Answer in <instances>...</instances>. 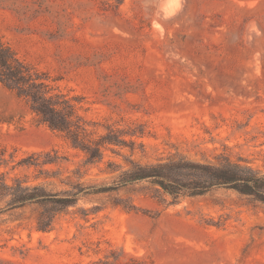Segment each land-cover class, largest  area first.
Returning <instances> with one entry per match:
<instances>
[{
	"label": "rangeland",
	"instance_id": "1",
	"mask_svg": "<svg viewBox=\"0 0 264 264\" xmlns=\"http://www.w3.org/2000/svg\"><path fill=\"white\" fill-rule=\"evenodd\" d=\"M0 37L80 96L99 133L144 130L126 136L134 152L112 145L84 165L0 83V172L57 198L82 190L68 206L1 199L0 264H264V203L232 188L176 201L147 180L100 191L128 159L175 153L264 174V0H0ZM52 149L66 159L20 164ZM45 170L59 177L37 178Z\"/></svg>",
	"mask_w": 264,
	"mask_h": 264
},
{
	"label": "trees",
	"instance_id": "2",
	"mask_svg": "<svg viewBox=\"0 0 264 264\" xmlns=\"http://www.w3.org/2000/svg\"><path fill=\"white\" fill-rule=\"evenodd\" d=\"M48 71L21 58L16 50L0 37V83L23 99L35 114L40 124L58 132L72 147L85 153L84 165L94 164L103 160L105 150L112 145L120 148L129 147L136 150V141L126 136H144V130L136 127H120L118 124H106L105 132L99 133L98 126L92 124L80 112L81 97L71 95L55 83ZM0 118V122H4ZM143 143L140 147L143 149ZM65 157L59 151L32 152L20 164L26 166H43L45 164H60ZM129 168L117 174L115 186L102 188L100 191L119 190L122 186L139 181H150L159 185L164 192L170 194L174 201L186 196L206 194L214 187H228L240 194L264 203V174L254 168L243 158L234 160L230 155L220 154L217 162L193 160L186 155L175 153L161 157L156 162L143 163L128 159ZM115 171V170H112ZM80 168L74 173L81 177ZM45 175H44V174ZM59 177L41 171L37 178ZM81 188L69 192L64 198H57V193L47 190L43 185L26 184V180L15 178L9 183L7 175L0 172V200L9 197L7 204L12 207L28 202L42 201L44 203H62L68 206L75 203ZM3 209L0 208V212ZM47 227V226H46ZM39 229H46L39 225Z\"/></svg>",
	"mask_w": 264,
	"mask_h": 264
},
{
	"label": "bare ground",
	"instance_id": "3",
	"mask_svg": "<svg viewBox=\"0 0 264 264\" xmlns=\"http://www.w3.org/2000/svg\"><path fill=\"white\" fill-rule=\"evenodd\" d=\"M175 2H177V1H175ZM175 2H174V3H175ZM163 3H164V2H163ZM161 4H162V3H161ZM161 4H160V5H161ZM168 4H169V3H168ZM170 4H171V3H170ZM162 5H163V4H162ZM172 5H173V4H172ZM163 6H165V5H163ZM172 7H173V6H172ZM176 7H177V6H176ZM170 9H171V8H170ZM170 9H169V10H170ZM172 10H173V8H172ZM166 11H167V10H166ZM168 12H169V11H168ZM164 13H165V12H164ZM169 13H171V12H169Z\"/></svg>",
	"mask_w": 264,
	"mask_h": 264
}]
</instances>
